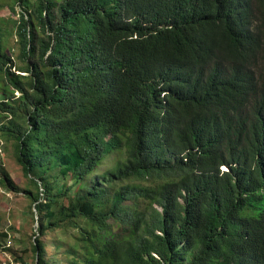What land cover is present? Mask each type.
Returning <instances> with one entry per match:
<instances>
[{
	"label": "trees",
	"instance_id": "16d2710c",
	"mask_svg": "<svg viewBox=\"0 0 264 264\" xmlns=\"http://www.w3.org/2000/svg\"><path fill=\"white\" fill-rule=\"evenodd\" d=\"M5 6L0 135L30 186L0 182L32 201L31 264H264V0Z\"/></svg>",
	"mask_w": 264,
	"mask_h": 264
},
{
	"label": "rangeland",
	"instance_id": "374dc122",
	"mask_svg": "<svg viewBox=\"0 0 264 264\" xmlns=\"http://www.w3.org/2000/svg\"><path fill=\"white\" fill-rule=\"evenodd\" d=\"M16 8L19 12L20 7L17 6ZM0 16L8 19L17 18L19 15L18 13L14 14L9 6H5L0 8ZM12 23L11 21L10 26H13ZM10 45L15 47L17 53L19 45L16 34L11 33L9 35ZM17 62L19 66L21 63L19 60ZM13 70L18 73L21 72L17 66ZM16 95H20V92H16ZM0 140V163L3 164L21 188L30 186L29 178L16 157L13 144L1 137V135ZM31 205L32 201L25 195L24 190L8 189L0 182V264H18L15 261L18 253L19 255H23L29 264L33 262L32 253L23 251L25 246L30 245L38 226L37 215L34 219ZM69 232L61 230L52 231L44 238L57 236V238L70 239ZM4 233L7 235L1 236Z\"/></svg>",
	"mask_w": 264,
	"mask_h": 264
},
{
	"label": "water",
	"instance_id": "95a60500",
	"mask_svg": "<svg viewBox=\"0 0 264 264\" xmlns=\"http://www.w3.org/2000/svg\"><path fill=\"white\" fill-rule=\"evenodd\" d=\"M38 218V217H37Z\"/></svg>",
	"mask_w": 264,
	"mask_h": 264
}]
</instances>
